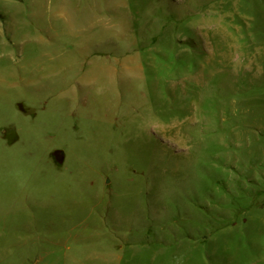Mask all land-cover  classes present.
Returning <instances> with one entry per match:
<instances>
[{"label":"rangeland","instance_id":"1","mask_svg":"<svg viewBox=\"0 0 264 264\" xmlns=\"http://www.w3.org/2000/svg\"><path fill=\"white\" fill-rule=\"evenodd\" d=\"M0 264H264V0H0Z\"/></svg>","mask_w":264,"mask_h":264}]
</instances>
